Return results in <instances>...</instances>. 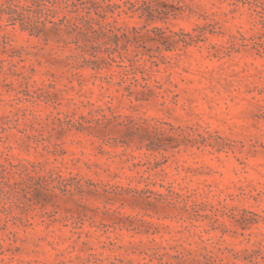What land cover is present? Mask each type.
Listing matches in <instances>:
<instances>
[{
	"label": "rangeland",
	"instance_id": "1",
	"mask_svg": "<svg viewBox=\"0 0 264 264\" xmlns=\"http://www.w3.org/2000/svg\"><path fill=\"white\" fill-rule=\"evenodd\" d=\"M0 264H264V0H0Z\"/></svg>",
	"mask_w": 264,
	"mask_h": 264
},
{
	"label": "trees",
	"instance_id": "2",
	"mask_svg": "<svg viewBox=\"0 0 264 264\" xmlns=\"http://www.w3.org/2000/svg\"><path fill=\"white\" fill-rule=\"evenodd\" d=\"M8 10L10 11V13H11V12H14V9L11 8L10 6L8 7Z\"/></svg>",
	"mask_w": 264,
	"mask_h": 264
}]
</instances>
